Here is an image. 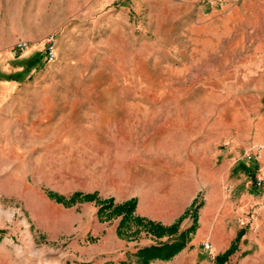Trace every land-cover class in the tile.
Listing matches in <instances>:
<instances>
[{
	"label": "rangeland",
	"instance_id": "rangeland-1",
	"mask_svg": "<svg viewBox=\"0 0 264 264\" xmlns=\"http://www.w3.org/2000/svg\"><path fill=\"white\" fill-rule=\"evenodd\" d=\"M172 9L152 23L146 68L122 59L130 72L119 92H105L104 107L71 106L75 89L98 77L73 68L49 77L55 90L26 100L24 116L14 108L6 120L0 108V264L135 261L140 248L193 223L183 249L149 264H264V183L255 191L249 176L233 172L264 136V75L227 73L223 51L196 63L185 35L182 57H172L179 36L166 29L181 23ZM228 53L234 66L264 68ZM224 146L233 183L215 158Z\"/></svg>",
	"mask_w": 264,
	"mask_h": 264
},
{
	"label": "crops",
	"instance_id": "crops-1",
	"mask_svg": "<svg viewBox=\"0 0 264 264\" xmlns=\"http://www.w3.org/2000/svg\"><path fill=\"white\" fill-rule=\"evenodd\" d=\"M170 7L177 10L174 21L181 22L177 28L166 29L168 34L177 29L175 33L179 36L172 47L175 51L170 52L172 57H182L183 50L178 45L187 37L192 44L191 58L196 63L223 51L220 56L230 68L227 73L264 75V68L259 65L234 66L227 55L230 52L233 59L239 53L245 60H264V0H230L221 6H210L203 0H0V108L6 120L14 116V108L24 116L26 100H41L43 90H55V84L48 83L49 77L64 75L73 68L78 76L98 77L91 79L86 87L75 89L74 94L61 97L69 96L72 107H104L105 92L114 91V86L119 92L121 75L130 72L126 70L130 64L124 67L122 59L134 60L133 66L139 60L140 66L146 68V60L152 54V23L154 20L157 23L161 12L171 10ZM51 34L56 42V60L47 63L45 47ZM20 40L29 46L16 49L15 44ZM222 41H229V47L222 50L219 46ZM248 51L249 55L245 53ZM32 57H38L40 63L28 68L27 61ZM10 74H15L16 79H8ZM29 79L34 81L28 82ZM28 92H32L31 99ZM231 142L238 144L236 138ZM248 146L249 150L261 146L257 174L264 176V136ZM216 149L217 163H221L226 173L224 181L233 183L228 174L231 151L226 146Z\"/></svg>",
	"mask_w": 264,
	"mask_h": 264
},
{
	"label": "trees",
	"instance_id": "trees-1",
	"mask_svg": "<svg viewBox=\"0 0 264 264\" xmlns=\"http://www.w3.org/2000/svg\"><path fill=\"white\" fill-rule=\"evenodd\" d=\"M40 63V60L38 57H32L27 61L28 68L33 67ZM16 75L10 74L7 76L8 79H16ZM249 164L245 163L244 160L239 161L236 163V165L233 167V172H242L246 176H249L252 180L253 185V179H254V170L258 167L256 161L249 160ZM255 191H257V188L252 186ZM61 198V197H60ZM59 198V199H60ZM75 199V198H74ZM136 201H132L128 211H131L135 208ZM194 222L196 221V215H193ZM177 226V225H176ZM176 226H173L172 229L175 230ZM196 229V224L193 223L189 228H187L185 231L179 232L174 238L167 239L166 241H163L161 243L149 245L140 248L136 253V260H122L118 263L116 262H107L105 264H149L151 261L160 259V260H168L172 258L175 254H177L181 249H183L187 242L190 239V234ZM172 230V231H173ZM235 250L234 247H231L228 251L224 253V255L219 256L218 258L225 259L227 258L233 251Z\"/></svg>",
	"mask_w": 264,
	"mask_h": 264
},
{
	"label": "built area",
	"instance_id": "built-area-1",
	"mask_svg": "<svg viewBox=\"0 0 264 264\" xmlns=\"http://www.w3.org/2000/svg\"><path fill=\"white\" fill-rule=\"evenodd\" d=\"M228 0H206V2L209 5L212 6H221L225 4ZM55 37L54 35H51L48 37L45 47V53H46V60L52 61L56 57V50H55ZM27 42H20L17 46V49L22 50L25 47H27ZM260 150L261 146H256L253 150H247L244 152V158L246 160H254L257 161L260 158ZM258 167L255 170L254 173V179H253V185L257 188L261 186L264 183V176L261 174H257ZM203 247L205 249H211L212 245L208 242L203 243Z\"/></svg>",
	"mask_w": 264,
	"mask_h": 264
}]
</instances>
